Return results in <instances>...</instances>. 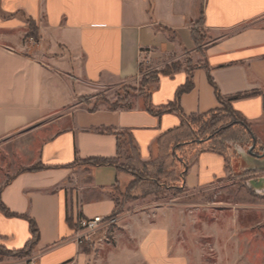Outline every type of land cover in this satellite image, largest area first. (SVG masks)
Wrapping results in <instances>:
<instances>
[{"label": "crops", "instance_id": "crops-1", "mask_svg": "<svg viewBox=\"0 0 264 264\" xmlns=\"http://www.w3.org/2000/svg\"><path fill=\"white\" fill-rule=\"evenodd\" d=\"M200 19L206 40L196 47ZM29 20L34 53L22 42ZM186 57L189 73L159 75L147 96L111 107L145 65L159 70ZM189 79L193 88L178 103L185 118L220 108L209 80L224 100L257 92L229 106L264 147V0H0V203L13 215L0 211V246L24 249L28 220L39 235L27 256L0 264H85L66 219L111 216L114 195L135 181L125 164L191 191L224 179L225 158L214 151L199 152L184 170L172 157L189 138L182 117L147 111L173 103ZM100 95L106 101L96 103ZM36 164L44 169L18 172Z\"/></svg>", "mask_w": 264, "mask_h": 264}, {"label": "rangeland", "instance_id": "rangeland-1", "mask_svg": "<svg viewBox=\"0 0 264 264\" xmlns=\"http://www.w3.org/2000/svg\"><path fill=\"white\" fill-rule=\"evenodd\" d=\"M201 27L200 19L193 30L200 33L197 41L203 44L206 35ZM26 35L22 39L28 47L26 52L34 53V48L39 46L38 37L32 39ZM174 63L179 65V70L184 67L187 73L194 66L188 57ZM168 65L159 70L157 64L145 65L140 69L138 85L119 87L110 105L130 107L129 96L138 93L147 96L158 74ZM88 99L83 97L81 101L89 103ZM102 101H106L104 95L96 99V103ZM218 109L217 115L190 118L197 130L192 144L213 138L202 147L225 156L227 176L191 191L180 181L172 183L153 172H141L125 164L136 174L135 180L145 185L114 195L119 212L110 217L116 222L84 244L85 264H264V192H255L247 184L264 174L242 173L235 149L248 147L251 142L230 130L240 119L230 120L227 105ZM218 134L219 137H214ZM260 149L255 144L253 153ZM197 151L184 153L181 149L174 161L181 163L184 157L188 161L192 158L193 163ZM242 160L247 163L246 158ZM35 166L38 164L22 167L18 172Z\"/></svg>", "mask_w": 264, "mask_h": 264}, {"label": "trees", "instance_id": "trees-1", "mask_svg": "<svg viewBox=\"0 0 264 264\" xmlns=\"http://www.w3.org/2000/svg\"><path fill=\"white\" fill-rule=\"evenodd\" d=\"M27 25H28V28H29V32L27 33L26 36L29 37V38H32V39H36V37H37V29L35 28L34 24L29 20V21H27ZM197 33H198V35L200 34L199 32H195L194 30H192V38H193L195 46L196 47H200L202 44L198 43V41H197V38H198L197 37ZM178 70H179V65L177 63H173V64H170V65L166 66L164 68V70L162 71V73L158 74L155 83L158 82L159 75L170 76L173 73L177 72ZM209 82L214 88V93H215L216 99H217L218 103L220 104V106H222L224 104L227 105V107H228L227 113H229L230 120L232 121V119H235V120L240 119L238 124L234 122L230 126V128H231L230 130L233 131V132H238L239 134H242L245 137H248L249 141L251 142L250 144H252L253 141L255 143L254 137L249 132L247 126L245 125V123L243 122L241 117L237 113H235L234 111L231 110V108L229 106V103L231 101H233V100L238 99V98H247V97L256 96V95H258V93L257 92L245 93V94H242V95H237V96H234L232 98H229L228 100H224L220 96L218 90L216 89V87L214 86L212 81L209 80ZM143 86L144 85H142V87ZM192 88H193V84H192L191 80L189 79V80L186 81V83L181 88L178 89V91L176 92L175 99H174L173 103H171L170 105H168L165 108H162L158 112H154L150 108H147V111L149 113L155 115V116H160L162 113H165V112L176 113V114H178V115H180L182 117V120H183L182 121V126L187 127L189 129L190 133H189L188 141L185 144H181L179 146H176V148L173 151V155H172V157H174V158L176 157V155H178L177 153H179L181 149L185 150L184 153H188L190 151V149H193V151L194 150H198L197 152H195L196 153L195 157H196V155L199 152L207 151L205 148L203 149L202 146L207 145L208 143H211L214 140L213 138H209L208 140H204V141H200V142L196 143L195 146L192 144L193 143V139L192 138L196 137L197 130H196V127L193 125V123L190 122L189 120H190V118H194V117H196L198 115L191 116L189 118H185V117L182 116L181 111H180L179 106H178L180 96L182 94H184V93L189 92ZM148 93H149V91H148ZM117 103H119V101ZM113 105L114 104H112L111 107L115 108L116 106H113ZM219 113H220L219 109H216V110L210 111L208 113L202 114V116L206 117V116L213 115V114L217 115ZM214 137H219V134L215 135ZM215 139L216 140L217 139L220 140V138H215ZM217 153H219L222 156H224L220 152H217ZM183 158L181 160V164L183 165V169L185 170L192 163V161H191L192 158H191V160H189L190 162L187 159L184 160ZM224 158H225V156H224ZM85 164H88V165H91V166H94V167L115 166L117 168H121V167H119V165H118V163H117V161L115 159H90V160L86 161ZM42 169H44V167L41 166V165H38V166H35V167L27 169V170H29V171H39V170H42ZM127 170H129V168H127ZM129 171H131V170H129ZM132 173L136 177V174L134 172H132ZM139 183H141V182L140 181L137 182V180H135L132 184H130V186H129L127 191L130 192V191L135 190V186L138 185ZM0 211L6 216H9V217L13 216L12 214H10L8 212V210L1 203H0ZM118 212L119 211L117 210V204H116V201H115V210L112 213L111 217L117 216ZM28 221H29L30 232H31V237H32L30 242L25 246L24 249H22L20 251H15V252L14 251H8L5 248L0 246V261L4 257H9V256H16V257H25V256H27L28 253L30 252L31 248L38 241V237H39L38 230H37V228H36V226H35V224H34V222L32 220H28ZM66 221H67L68 225L72 229L75 228L74 224L72 223L71 218H67ZM84 246H85L84 244L81 245L82 248ZM82 251H83V249H82Z\"/></svg>", "mask_w": 264, "mask_h": 264}, {"label": "water", "instance_id": "water-1", "mask_svg": "<svg viewBox=\"0 0 264 264\" xmlns=\"http://www.w3.org/2000/svg\"><path fill=\"white\" fill-rule=\"evenodd\" d=\"M254 148V141L248 147L237 148V154L240 158V169L242 173L251 172L255 174H264V147L257 153H253ZM242 158H246L247 163H245ZM247 184L248 187L253 189L255 192H264V176L249 180Z\"/></svg>", "mask_w": 264, "mask_h": 264}, {"label": "built area", "instance_id": "built-area-1", "mask_svg": "<svg viewBox=\"0 0 264 264\" xmlns=\"http://www.w3.org/2000/svg\"><path fill=\"white\" fill-rule=\"evenodd\" d=\"M116 222L115 218L94 217L91 219L79 218L74 222V238L79 245L90 243L91 239L100 230L110 227Z\"/></svg>", "mask_w": 264, "mask_h": 264}, {"label": "flooded vegetation", "instance_id": "flooded-vegetation-1", "mask_svg": "<svg viewBox=\"0 0 264 264\" xmlns=\"http://www.w3.org/2000/svg\"><path fill=\"white\" fill-rule=\"evenodd\" d=\"M237 152V149H235V153ZM237 154V153H236ZM238 155V154H237ZM239 157V156H238Z\"/></svg>", "mask_w": 264, "mask_h": 264}]
</instances>
